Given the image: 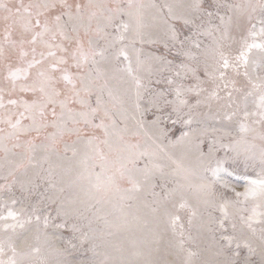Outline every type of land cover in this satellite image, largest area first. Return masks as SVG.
I'll use <instances>...</instances> for the list:
<instances>
[{
	"label": "snow or ice",
	"instance_id": "snow-or-ice-1",
	"mask_svg": "<svg viewBox=\"0 0 264 264\" xmlns=\"http://www.w3.org/2000/svg\"><path fill=\"white\" fill-rule=\"evenodd\" d=\"M0 264H264V0H0Z\"/></svg>",
	"mask_w": 264,
	"mask_h": 264
}]
</instances>
